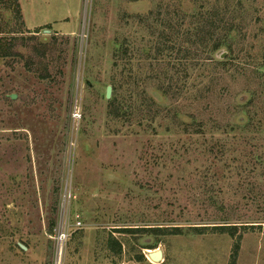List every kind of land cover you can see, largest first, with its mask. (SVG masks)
<instances>
[{"label": "rangeland", "instance_id": "374dc122", "mask_svg": "<svg viewBox=\"0 0 264 264\" xmlns=\"http://www.w3.org/2000/svg\"><path fill=\"white\" fill-rule=\"evenodd\" d=\"M60 228L62 264H264V0H0V264Z\"/></svg>", "mask_w": 264, "mask_h": 264}, {"label": "built area", "instance_id": "2783aa9c", "mask_svg": "<svg viewBox=\"0 0 264 264\" xmlns=\"http://www.w3.org/2000/svg\"><path fill=\"white\" fill-rule=\"evenodd\" d=\"M66 238V231L64 228H60V231L57 232L56 235V246H55V253H54V259L52 261V264H62L61 259V250H62V242Z\"/></svg>", "mask_w": 264, "mask_h": 264}, {"label": "water", "instance_id": "95a60500", "mask_svg": "<svg viewBox=\"0 0 264 264\" xmlns=\"http://www.w3.org/2000/svg\"><path fill=\"white\" fill-rule=\"evenodd\" d=\"M220 56L223 55L224 51L218 52ZM110 84H106L104 88V95L105 97H108L110 94ZM14 94V93H13ZM14 95H11V97ZM239 120V119H238ZM21 247H25L22 243H20ZM161 249L159 247H156L155 249H152L151 251H147L146 255L153 260H159L161 258Z\"/></svg>", "mask_w": 264, "mask_h": 264}, {"label": "trees", "instance_id": "16d2710c", "mask_svg": "<svg viewBox=\"0 0 264 264\" xmlns=\"http://www.w3.org/2000/svg\"><path fill=\"white\" fill-rule=\"evenodd\" d=\"M252 225V224H250ZM214 226H224V225H214ZM231 234V233H230ZM118 244V243H117ZM119 245V244H118ZM119 248V247H118ZM238 248V245L237 243H234V246H233V255L236 253V250ZM230 264H233V261L230 262Z\"/></svg>", "mask_w": 264, "mask_h": 264}]
</instances>
